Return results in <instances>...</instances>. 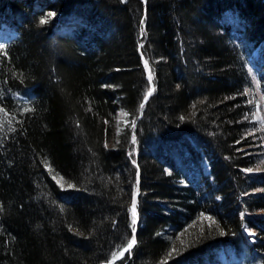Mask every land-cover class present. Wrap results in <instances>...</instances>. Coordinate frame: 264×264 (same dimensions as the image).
<instances>
[{"label":"trees","instance_id":"1","mask_svg":"<svg viewBox=\"0 0 264 264\" xmlns=\"http://www.w3.org/2000/svg\"><path fill=\"white\" fill-rule=\"evenodd\" d=\"M259 99L264 0H0V264H264Z\"/></svg>","mask_w":264,"mask_h":264},{"label":"rangeland","instance_id":"2","mask_svg":"<svg viewBox=\"0 0 264 264\" xmlns=\"http://www.w3.org/2000/svg\"><path fill=\"white\" fill-rule=\"evenodd\" d=\"M255 90H257L256 88H255ZM259 97H260V95H258ZM261 99H259L258 101H256L255 102V104H256V107H255V112H254V121H256L261 127H263L264 128V108H263V106L261 105ZM123 113H121V112H118L117 114H116V122L118 123L117 124V129L119 128V126H120V123H127L125 120H123ZM247 148H249V149H255V146H251V147H247ZM263 148H264V146H263ZM244 152L245 151H247L246 150V148H243L242 149ZM204 167L206 168V165H204ZM251 173H255V174H257V173H260V170H258V169H253V170H251Z\"/></svg>","mask_w":264,"mask_h":264},{"label":"snow or ice","instance_id":"3","mask_svg":"<svg viewBox=\"0 0 264 264\" xmlns=\"http://www.w3.org/2000/svg\"><path fill=\"white\" fill-rule=\"evenodd\" d=\"M43 22V21H42ZM147 66V64H146ZM149 95L151 94L150 92L148 93ZM141 108H143V104L141 105ZM136 213H135V205L133 206V224L136 223V219H135ZM135 243V240L133 239V241L128 245V249H131V247L133 246V244ZM128 249H125V251H127Z\"/></svg>","mask_w":264,"mask_h":264}]
</instances>
